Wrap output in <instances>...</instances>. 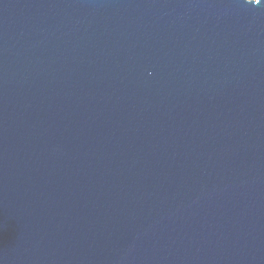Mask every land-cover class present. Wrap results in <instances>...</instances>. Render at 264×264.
<instances>
[{
  "label": "water",
  "instance_id": "1",
  "mask_svg": "<svg viewBox=\"0 0 264 264\" xmlns=\"http://www.w3.org/2000/svg\"><path fill=\"white\" fill-rule=\"evenodd\" d=\"M0 264H264V0H0Z\"/></svg>",
  "mask_w": 264,
  "mask_h": 264
},
{
  "label": "snow or ice",
  "instance_id": "2",
  "mask_svg": "<svg viewBox=\"0 0 264 264\" xmlns=\"http://www.w3.org/2000/svg\"><path fill=\"white\" fill-rule=\"evenodd\" d=\"M255 3H256L257 5H260V4L262 3V0H255Z\"/></svg>",
  "mask_w": 264,
  "mask_h": 264
}]
</instances>
